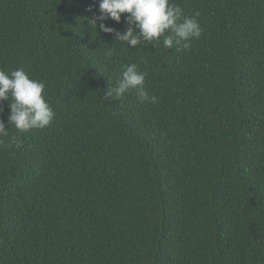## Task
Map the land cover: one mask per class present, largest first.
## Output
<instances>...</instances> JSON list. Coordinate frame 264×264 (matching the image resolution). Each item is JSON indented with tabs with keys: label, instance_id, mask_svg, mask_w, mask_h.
<instances>
[{
	"label": "trees",
	"instance_id": "trees-1",
	"mask_svg": "<svg viewBox=\"0 0 264 264\" xmlns=\"http://www.w3.org/2000/svg\"><path fill=\"white\" fill-rule=\"evenodd\" d=\"M174 2L190 50L93 29L99 0H0V70L55 112L0 137V264H264V0ZM132 63L156 103L104 99Z\"/></svg>",
	"mask_w": 264,
	"mask_h": 264
},
{
	"label": "clouds",
	"instance_id": "clouds-1",
	"mask_svg": "<svg viewBox=\"0 0 264 264\" xmlns=\"http://www.w3.org/2000/svg\"><path fill=\"white\" fill-rule=\"evenodd\" d=\"M89 11H92L90 8ZM100 15L89 18L93 29L99 27L105 33L114 34L115 40L128 47L136 48L141 44L164 49L190 50L192 41L203 32L196 12L191 17L185 15L180 4L174 0H99ZM122 14L128 27L117 31L107 26L106 20L121 22ZM99 21V24H97ZM147 64V60H144ZM121 78L115 86L109 84L104 99H120L129 90H133L141 103H156L157 97L146 89L147 72L137 63L123 65ZM46 85L40 80L30 78L23 68L10 73L0 70V102L9 101L10 115L6 127L0 119V137H9V128L18 133L32 129H44L51 125L55 112L45 96ZM14 143L15 136L10 137ZM0 145L11 147V144Z\"/></svg>",
	"mask_w": 264,
	"mask_h": 264
}]
</instances>
